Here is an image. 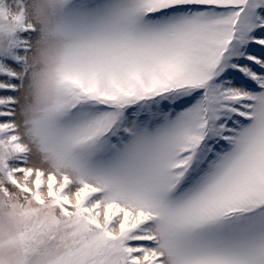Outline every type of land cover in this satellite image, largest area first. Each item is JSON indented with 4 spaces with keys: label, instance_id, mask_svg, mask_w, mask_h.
Instances as JSON below:
<instances>
[{
    "label": "snow or ice",
    "instance_id": "obj_1",
    "mask_svg": "<svg viewBox=\"0 0 264 264\" xmlns=\"http://www.w3.org/2000/svg\"><path fill=\"white\" fill-rule=\"evenodd\" d=\"M0 0V264H264V0Z\"/></svg>",
    "mask_w": 264,
    "mask_h": 264
},
{
    "label": "clouds",
    "instance_id": "obj_2",
    "mask_svg": "<svg viewBox=\"0 0 264 264\" xmlns=\"http://www.w3.org/2000/svg\"><path fill=\"white\" fill-rule=\"evenodd\" d=\"M27 15L30 19H32V15H31V0H27Z\"/></svg>",
    "mask_w": 264,
    "mask_h": 264
}]
</instances>
